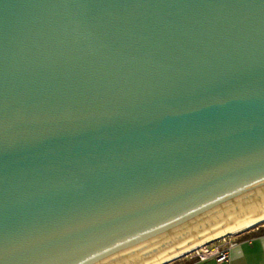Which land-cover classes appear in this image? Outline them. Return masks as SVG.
Returning a JSON list of instances; mask_svg holds the SVG:
<instances>
[{"label": "water", "instance_id": "obj_1", "mask_svg": "<svg viewBox=\"0 0 264 264\" xmlns=\"http://www.w3.org/2000/svg\"><path fill=\"white\" fill-rule=\"evenodd\" d=\"M264 219V0H0V264H162Z\"/></svg>", "mask_w": 264, "mask_h": 264}, {"label": "crops", "instance_id": "obj_2", "mask_svg": "<svg viewBox=\"0 0 264 264\" xmlns=\"http://www.w3.org/2000/svg\"><path fill=\"white\" fill-rule=\"evenodd\" d=\"M233 238L237 244L232 248L228 261L185 256L170 264H264V222L235 234Z\"/></svg>", "mask_w": 264, "mask_h": 264}, {"label": "built area", "instance_id": "obj_3", "mask_svg": "<svg viewBox=\"0 0 264 264\" xmlns=\"http://www.w3.org/2000/svg\"><path fill=\"white\" fill-rule=\"evenodd\" d=\"M233 236L234 235H228L223 238L217 239L183 256L175 258L174 260L188 256L191 258H199L201 260L215 258L218 262L228 261L231 256L232 248L237 244ZM174 260H171L163 264H170Z\"/></svg>", "mask_w": 264, "mask_h": 264}, {"label": "bare ground", "instance_id": "obj_4", "mask_svg": "<svg viewBox=\"0 0 264 264\" xmlns=\"http://www.w3.org/2000/svg\"><path fill=\"white\" fill-rule=\"evenodd\" d=\"M262 222H264V219L263 220H261V221H259V222H257V223H255V224H253V225H250V226H248V227H246V228H243V229H241L240 231H238V232H235V233H227V234H225V235H222V236H220V237H218V238H215V239H213V240H211V241H209V242H207V243H205V244H203V245H201V246H199V247H197V248H200V247H202V246H204V245H206V244H209V243H211V242H213V241H215V240H217V239H220V238H223V237H225V236H228V235H235V234H237V233H239V232H241V231H244V230H246V229H249V228H251V227H254V226H256L257 224H260V223H262ZM197 248H195V249H193V250H196ZM193 250H191V251H193ZM191 251H189V252H191ZM189 252H186V253H184V254H182V255H180V256H183V255H185V254H187V253H189ZM180 256H178V257H180ZM178 257H176V258H178ZM173 259H175V258H173ZM172 260V259H171ZM170 261V260H169ZM166 262H168V261H166ZM165 263V262H164ZM163 264V263H162Z\"/></svg>", "mask_w": 264, "mask_h": 264}]
</instances>
